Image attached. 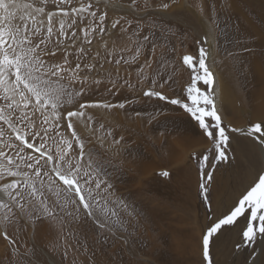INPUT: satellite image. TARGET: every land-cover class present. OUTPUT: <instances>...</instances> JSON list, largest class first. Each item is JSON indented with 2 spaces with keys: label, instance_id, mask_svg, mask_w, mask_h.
<instances>
[{
  "label": "snow or ice",
  "instance_id": "snow-or-ice-1",
  "mask_svg": "<svg viewBox=\"0 0 264 264\" xmlns=\"http://www.w3.org/2000/svg\"><path fill=\"white\" fill-rule=\"evenodd\" d=\"M177 3L160 0L157 7L167 10ZM136 4L137 0H130L127 7L135 9ZM109 7L125 6L118 0H0V237L9 247V264H42L37 245L29 247L17 240L22 231L31 229L34 234L42 226L56 233L48 247L61 257L60 264H101L98 255L104 247L129 242L135 210L117 194L108 171L111 161L91 146L90 137L105 153L115 156L124 151V136L114 135L118 125L106 127V122L113 110H125L134 101H81L80 97L88 92L89 82L97 86L103 82L94 75L104 68L101 58L120 65L125 61L120 53L132 51L115 40L109 47L105 39L111 35L109 27L136 46L130 62L139 63L147 45L151 44L152 58L164 45L156 44L154 32L141 40L140 27L128 34L133 22L124 16L108 21ZM144 7H150L149 0H144ZM196 8L203 11L200 3ZM155 27L153 23L151 28ZM220 32L227 36V27ZM97 38L103 57L92 51ZM206 43L201 42L198 56L182 57L189 80L179 94H168L175 83L174 70L163 57L154 72L146 71L152 63L145 59L137 84L143 97L187 114L210 145L198 159L197 195L208 209V223L201 230L202 264H216L213 250L225 231L241 228L242 242L249 246L264 238V171L219 215L212 210L210 195L216 165L234 158L228 154L230 134L251 138L264 152V119L246 128L224 124L215 95V61L209 63ZM114 57L118 58L113 61ZM110 77L108 82L116 88ZM124 83L136 87L128 80ZM74 103L75 109L68 107ZM192 158L197 159L195 153Z\"/></svg>",
  "mask_w": 264,
  "mask_h": 264
},
{
  "label": "rangeland",
  "instance_id": "rangeland-1",
  "mask_svg": "<svg viewBox=\"0 0 264 264\" xmlns=\"http://www.w3.org/2000/svg\"><path fill=\"white\" fill-rule=\"evenodd\" d=\"M118 2L125 7L107 8L108 21L124 16L126 20L133 22L128 34L140 27L141 40L144 34L151 35L154 32L152 38L156 44L164 46H158L155 57L152 58L149 44L140 56L139 63L130 62L136 46L126 36L117 37L109 27L108 32L111 35L105 36L109 47H112L113 40L117 45L127 44L132 51L120 55L129 62L121 61L120 65H116L101 58L100 63L104 64V68L94 75L103 82L99 86L89 82L88 92L80 97L81 101H134L131 105L126 104L125 110H113L112 116L106 122V127L118 125L114 135L117 138L124 136V151L115 156L105 153L95 143L94 138L90 137L93 140L91 146L104 160L111 161L108 171L117 194L135 210L134 217L130 218L128 244L116 241L104 247L98 260L101 264H111L113 261L116 264H187L184 257L197 253L202 260L201 230L208 223V209L197 195L198 159L210 145L195 122L181 109L143 97V89L137 84L138 69L144 66L145 59L150 58L152 68L146 71L154 72L163 57L172 65L169 70H174L175 83L168 90V94H179L189 80L188 71L182 65V57L198 56L201 42L207 40L208 43L203 46L210 53L209 63L215 61L214 74H220L221 78L224 69L230 68L237 88H241L234 113L227 102H223L221 108L218 106L224 124L246 128L251 122L264 119V110L257 112L261 104L258 94L263 83L257 76L251 57L255 54L257 63H264V0H178L177 4L167 10L157 7L160 0H149L150 7L147 9L144 7V0H137L135 9L127 7L130 0ZM198 3L202 4L203 11L196 8ZM218 22L220 27H217ZM153 23L156 25L155 29L151 28ZM225 26L227 36L220 32V28ZM165 28L170 31H164ZM101 43L99 38L94 40L92 51H100L103 57ZM227 52H232L233 56L228 57ZM217 57L220 62H225L224 68H221ZM115 58L118 57L111 59L114 61ZM109 74L116 81V88H112L108 82ZM125 80L136 87L129 88L124 83ZM73 87L78 89L80 85L75 84ZM108 89H112L111 93ZM76 106V103L68 105L72 109ZM137 111L142 116L136 117ZM152 114H155V119H152ZM83 134L87 135L86 132ZM230 135L228 154L234 158L228 163L216 165L214 183L211 186L212 205L216 204L214 200L217 197L219 200L216 209L212 207L217 215L232 206L242 191L248 189L258 174L264 171V157L256 147V142L249 137ZM252 146L257 155L250 153ZM194 153L197 159L192 158ZM162 171H168L170 176L159 175ZM225 200L230 202L226 203ZM55 236V231L42 226L34 234L31 229L22 231L17 240L29 247L37 245L42 264H60L61 257L49 251L48 247L55 240ZM263 239L261 238V242ZM251 247L254 249V244L247 250H251ZM244 248L245 242H242L239 235L232 255L235 256V252L243 251ZM261 248H264V244ZM220 256L217 250L216 264H223ZM10 258L7 242L0 237V264H9ZM261 262L260 255L257 264Z\"/></svg>",
  "mask_w": 264,
  "mask_h": 264
},
{
  "label": "bare ground",
  "instance_id": "bare-ground-1",
  "mask_svg": "<svg viewBox=\"0 0 264 264\" xmlns=\"http://www.w3.org/2000/svg\"><path fill=\"white\" fill-rule=\"evenodd\" d=\"M211 44H212V42L210 41V46H211ZM211 53H213V48L211 49ZM251 57L253 59L252 62L255 63L254 64L256 67L255 70L257 71V72L256 71H254V72H256L257 76H259L262 79V83H263V86L260 89L259 94H258V97L262 100V101L260 100L261 104L258 107L259 110H257V112L259 113L262 111V109L264 110V66L262 65L264 63L258 64L256 61L258 59L255 58V54H252ZM217 60L219 62L221 61L219 57H217ZM220 64H221V68L225 67V62L222 61V62H220ZM221 74L222 75L220 78V74L215 73L216 77H218V84L215 85V95H217L219 97L218 106L221 108L222 103L227 102L232 107L233 113H234L235 105H237V103H238V97L241 95V88L240 87L237 88L235 79L233 77V73H232L230 68L224 69L223 73H221ZM223 81H225V82H223ZM255 108H257V107H255ZM229 111L231 112L232 110H229ZM255 144H256V147L258 148V150L260 151L261 155L264 157V152L261 151V149L257 143H255ZM252 148H250L252 150V152H250V153L256 154L257 152L255 151L254 146H252ZM245 191H242V193H244ZM217 198H216V200L213 199L214 203H216V204L212 205V207H214L215 209H216L217 205H219V203H218L219 200ZM235 199H236V197L234 198V200ZM225 202L229 203L230 201L225 200ZM225 202H224V205L226 204ZM204 222H205V219H204ZM239 235H241V228H238V229L232 228L228 231H225L224 234L222 236H220V238L216 241V245H215V248L213 250L214 258L217 255V250H218V253L220 252V254H221L220 258H221V260H223V264H245V263L246 264H257L258 258L261 255L262 262L260 264H264V248H261V245L264 244V239L261 242V238L258 239V241L256 240V242L254 243V246H255L254 249L251 247L252 249L248 251L247 249L250 246L247 244V242H245L246 248H244L243 251L235 252L236 253L235 256L232 255V252L236 249V246L238 244ZM231 256H232V260H231ZM248 257H249V260H248ZM195 261L198 262L199 264L202 261L200 259L199 253H197L196 255L190 254L189 257H186V256L184 257V262L185 263L188 262L187 264H196ZM217 263H218V260H217Z\"/></svg>",
  "mask_w": 264,
  "mask_h": 264
}]
</instances>
